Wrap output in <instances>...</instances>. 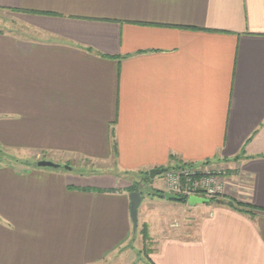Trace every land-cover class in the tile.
<instances>
[{
    "label": "crops",
    "instance_id": "1",
    "mask_svg": "<svg viewBox=\"0 0 264 264\" xmlns=\"http://www.w3.org/2000/svg\"><path fill=\"white\" fill-rule=\"evenodd\" d=\"M0 11L22 26L0 28V147L15 158L0 164V264H264V0ZM76 155L121 173L226 163L223 203L167 200L162 181L137 191L134 231L121 174L28 166Z\"/></svg>",
    "mask_w": 264,
    "mask_h": 264
},
{
    "label": "rangeland",
    "instance_id": "2",
    "mask_svg": "<svg viewBox=\"0 0 264 264\" xmlns=\"http://www.w3.org/2000/svg\"><path fill=\"white\" fill-rule=\"evenodd\" d=\"M0 28L1 29H7L11 26V28H17L19 29L18 32H21V22L19 19H17L16 16L6 14L5 12L0 11ZM35 159V158H33ZM15 158H13L9 153L0 147V164H5L6 162H11L14 161ZM47 162H52L56 165L64 166V167H69L71 168H76L75 172L81 173V174H93V173H103V172H112L115 174H121V176H124L125 179L131 181V187L136 186L138 189L142 190L144 193L143 195L147 197L149 194L148 192L155 193L156 188L162 189V181H163V175H159L156 177V180H154V184L151 185V182H148L147 179L145 178V172H134V173H121L120 170L114 165V162L112 158H93L90 156H85V155H76L75 159H72L70 162H67L65 164H58V161H49V160H43ZM37 162L34 160H30V164H28L29 167L33 168H38L40 169L37 165ZM210 167H216L218 169H223L224 174H222V177L228 176V170H227V165L226 163H221V164H214V163H209L207 164ZM43 169H48L52 170L53 168L46 167ZM152 180V179H151ZM164 182V181H163ZM166 209V208H165ZM161 210V208H159ZM137 245V241H136ZM145 247L147 248V253L151 249V243L149 241L146 242ZM145 252V250H144Z\"/></svg>",
    "mask_w": 264,
    "mask_h": 264
},
{
    "label": "built area",
    "instance_id": "3",
    "mask_svg": "<svg viewBox=\"0 0 264 264\" xmlns=\"http://www.w3.org/2000/svg\"><path fill=\"white\" fill-rule=\"evenodd\" d=\"M223 169L183 165L167 169L163 173L165 190L181 199L192 196H202L206 199L217 200L224 196L225 178Z\"/></svg>",
    "mask_w": 264,
    "mask_h": 264
},
{
    "label": "water",
    "instance_id": "4",
    "mask_svg": "<svg viewBox=\"0 0 264 264\" xmlns=\"http://www.w3.org/2000/svg\"><path fill=\"white\" fill-rule=\"evenodd\" d=\"M38 167H40V168L50 167L53 169H60V168H63L64 166L56 165L52 162L40 161V162H38ZM65 168L69 169V167H65ZM166 171H167V168L152 169L149 172V175H150L151 179H155L157 176L163 175V173H165ZM165 198L167 200L181 201V199L179 197L172 195L170 193H166ZM129 199L131 202L130 215H131V219L133 222L134 231H136L138 228V209H139V206H140L141 201H142V196L139 192L133 191L130 193ZM216 201L219 203H223L221 200H216ZM200 202L201 203H204V202L207 203V202H211V200L203 198V199H200Z\"/></svg>",
    "mask_w": 264,
    "mask_h": 264
},
{
    "label": "trees",
    "instance_id": "5",
    "mask_svg": "<svg viewBox=\"0 0 264 264\" xmlns=\"http://www.w3.org/2000/svg\"><path fill=\"white\" fill-rule=\"evenodd\" d=\"M114 150H115V146H114ZM116 153V152H115ZM145 178L147 179V181L148 182H151L152 180H151V178H150V175H149V173L148 172H145ZM130 191H139L140 192V189H138L136 186H132V187H130V189H129ZM142 193V192H141ZM155 193H159V191H157V192H155ZM160 196L161 197H163V193L161 192V194H160ZM181 199V198H180ZM181 201L182 202H184L185 201V199H181ZM211 201H214V200H211ZM142 235H143V239H144V241H145V243L149 240V237H148V231H147V229H142ZM145 253L147 252V248L145 247Z\"/></svg>",
    "mask_w": 264,
    "mask_h": 264
}]
</instances>
